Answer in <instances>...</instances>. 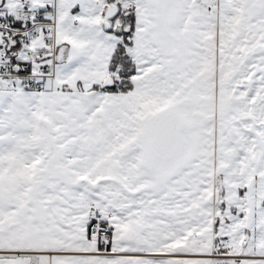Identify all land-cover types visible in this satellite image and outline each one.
<instances>
[{"label": "snow or ice", "instance_id": "obj_1", "mask_svg": "<svg viewBox=\"0 0 264 264\" xmlns=\"http://www.w3.org/2000/svg\"><path fill=\"white\" fill-rule=\"evenodd\" d=\"M0 264H264V0H0Z\"/></svg>", "mask_w": 264, "mask_h": 264}]
</instances>
